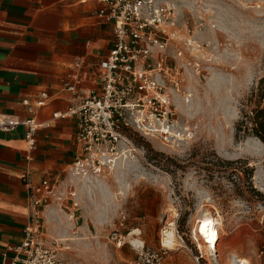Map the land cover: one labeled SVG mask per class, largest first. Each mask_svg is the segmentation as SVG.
Wrapping results in <instances>:
<instances>
[{
    "label": "rangeland",
    "instance_id": "obj_1",
    "mask_svg": "<svg viewBox=\"0 0 264 264\" xmlns=\"http://www.w3.org/2000/svg\"><path fill=\"white\" fill-rule=\"evenodd\" d=\"M166 1L180 29V41L163 53L179 81L167 94L170 135L165 141L130 131L135 153L111 174L92 175L95 189L86 199L65 197L63 233L47 240L42 235L43 243L70 264H130L133 244L159 246L166 220L178 215L176 230L189 244L190 228L210 214L223 261L236 253L264 264V145L252 136L235 138L264 75V0ZM109 196L114 200L107 207L102 203ZM113 231L125 237L123 245L111 240ZM171 257L172 264H193L183 248Z\"/></svg>",
    "mask_w": 264,
    "mask_h": 264
},
{
    "label": "crops",
    "instance_id": "obj_2",
    "mask_svg": "<svg viewBox=\"0 0 264 264\" xmlns=\"http://www.w3.org/2000/svg\"><path fill=\"white\" fill-rule=\"evenodd\" d=\"M98 8L94 0H0V116L20 121L35 118L47 124L36 132L30 154L23 127L0 133V264H9L12 248L22 242L24 228L31 221L30 198L22 183L25 173L32 186L44 179L50 183L37 208L45 240L63 233L68 221L62 210L64 198L78 200L82 194L86 199L95 189H90L92 175L79 178L72 169L78 153L75 118L53 115L65 113L83 92L99 87L98 65L112 46L113 26L98 21ZM65 83L76 92L67 91ZM41 94L47 97L42 99ZM113 198H103L102 204L109 207ZM106 212L104 208L98 213L102 220ZM218 244L219 240V253ZM229 255L260 264L253 255H248L250 261L236 253H229L224 261L219 253L221 262L226 264ZM166 264H172L171 256Z\"/></svg>",
    "mask_w": 264,
    "mask_h": 264
},
{
    "label": "built area",
    "instance_id": "obj_3",
    "mask_svg": "<svg viewBox=\"0 0 264 264\" xmlns=\"http://www.w3.org/2000/svg\"><path fill=\"white\" fill-rule=\"evenodd\" d=\"M99 4L96 18L113 26V42L107 55L100 60L99 87L82 93L80 101L65 113H55L53 118H75L74 141L78 153L74 156L72 169L82 178L101 175L136 149L128 133L155 137L159 134L166 141L171 130V109L168 89L178 88V70L166 62L168 43L180 41L179 18L166 0H94ZM154 56L157 58L154 59ZM69 92H76L73 85L65 83ZM47 96L41 94V98ZM23 104L27 105L24 101ZM18 127L24 128L26 151L35 149V134L47 127L35 118L18 120L0 116V133L10 134ZM125 147V148H123ZM30 160V156L27 157ZM32 207L31 221L24 228L23 240L12 248L9 264H70L60 257L53 247L42 240L40 213L43 195L49 188L48 179L32 186L28 173L22 176ZM75 194L72 193V196ZM178 215L166 220L160 231L158 247L133 244L136 257L130 264H166L171 253L185 249L194 264H224L216 247L210 248L199 235L197 222L187 233L189 244L176 230ZM213 226L218 231V223ZM173 227L175 244H163V230ZM219 232V231H218ZM116 246L125 243V237L117 231L110 234ZM219 237L217 239L218 243ZM217 245V244H216ZM177 248V249H174ZM226 264H250L237 255H229Z\"/></svg>",
    "mask_w": 264,
    "mask_h": 264
},
{
    "label": "trees",
    "instance_id": "obj_4",
    "mask_svg": "<svg viewBox=\"0 0 264 264\" xmlns=\"http://www.w3.org/2000/svg\"><path fill=\"white\" fill-rule=\"evenodd\" d=\"M235 126V138L252 136L264 145V75L259 78ZM128 136L130 134L128 133Z\"/></svg>",
    "mask_w": 264,
    "mask_h": 264
},
{
    "label": "bare ground",
    "instance_id": "obj_5",
    "mask_svg": "<svg viewBox=\"0 0 264 264\" xmlns=\"http://www.w3.org/2000/svg\"><path fill=\"white\" fill-rule=\"evenodd\" d=\"M162 146H165L164 143L161 144ZM126 158V157H125ZM210 214H205L203 219L197 222V230L199 231V235L203 239H205V243L209 245L210 248L216 247V242L219 237V232L217 231L216 227L213 226L214 221L209 217ZM205 222H210L208 223L206 229L202 231V225L205 224ZM218 232V233H217ZM163 237V244L172 247L175 244V232L173 227H170L169 229L163 230L162 232ZM218 235V236H217Z\"/></svg>",
    "mask_w": 264,
    "mask_h": 264
},
{
    "label": "snow or ice",
    "instance_id": "obj_6",
    "mask_svg": "<svg viewBox=\"0 0 264 264\" xmlns=\"http://www.w3.org/2000/svg\"><path fill=\"white\" fill-rule=\"evenodd\" d=\"M208 223H210V222H205V224L204 225H202V231H204L205 229H206V227H207V225H208Z\"/></svg>",
    "mask_w": 264,
    "mask_h": 264
}]
</instances>
